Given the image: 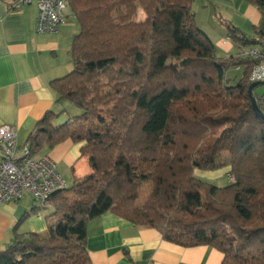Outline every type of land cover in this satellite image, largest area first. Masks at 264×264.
<instances>
[{
  "label": "trees",
  "instance_id": "obj_1",
  "mask_svg": "<svg viewBox=\"0 0 264 264\" xmlns=\"http://www.w3.org/2000/svg\"><path fill=\"white\" fill-rule=\"evenodd\" d=\"M244 1L261 14L256 37L215 15L241 52L264 47V0ZM67 2L79 24L75 66L51 87L80 112L61 124L47 112L21 147L38 156L82 143L91 171L23 215L0 264H92L88 225L106 212L183 247L213 246L222 264H264V117L248 94L257 61L219 56L197 24L195 0ZM234 66L245 71L230 84ZM224 169L226 186L196 174ZM38 208L49 210L46 232L20 233Z\"/></svg>",
  "mask_w": 264,
  "mask_h": 264
},
{
  "label": "crops",
  "instance_id": "obj_2",
  "mask_svg": "<svg viewBox=\"0 0 264 264\" xmlns=\"http://www.w3.org/2000/svg\"><path fill=\"white\" fill-rule=\"evenodd\" d=\"M200 5L215 20L218 14L247 36H257L254 27L260 23L261 14L254 5L244 0H202ZM37 17L36 4L11 9L9 0H0V126L17 127L20 147L47 112L59 114L55 124L64 123L80 112L70 102L58 101L51 87L52 80L68 74L75 66L71 45L79 24L69 15L58 33H39ZM214 41L221 57L241 52L228 34ZM82 145L66 140L44 147L38 156H49L68 185H72L76 176L91 171L88 158L81 156ZM226 171H196V174L217 176ZM34 206L26 198L0 204V250L11 243L15 225ZM46 230L47 220L39 208L18 228L20 233ZM88 250L92 264H222L224 258L213 246L183 247L165 240L155 228L134 225L112 212L89 222Z\"/></svg>",
  "mask_w": 264,
  "mask_h": 264
},
{
  "label": "built area",
  "instance_id": "obj_3",
  "mask_svg": "<svg viewBox=\"0 0 264 264\" xmlns=\"http://www.w3.org/2000/svg\"><path fill=\"white\" fill-rule=\"evenodd\" d=\"M11 9L36 4L38 17L36 30L39 33H58L69 17L67 0H9ZM243 57L256 62L250 82H264V47L253 46L241 52ZM257 104L264 112V93L255 95ZM18 129L14 125L0 126V204L18 201L27 195L39 205L68 183L57 169L56 163L47 155L35 156L27 146L20 147Z\"/></svg>",
  "mask_w": 264,
  "mask_h": 264
},
{
  "label": "rangeland",
  "instance_id": "obj_4",
  "mask_svg": "<svg viewBox=\"0 0 264 264\" xmlns=\"http://www.w3.org/2000/svg\"><path fill=\"white\" fill-rule=\"evenodd\" d=\"M200 1L202 0H195L193 4V9L196 12V20L198 26L206 31L209 36L215 40V38H220V37H226L227 33H225L226 27L221 24L218 20H215L214 17L212 16L213 14L210 15V11L205 10L201 7ZM70 16H73L72 13L69 14ZM140 18H142V13L139 15ZM217 40V39H216ZM215 42V41H214ZM217 54L220 56V52L217 51ZM245 67L244 66H234L230 68L227 71V81L230 82V84H235L237 83L244 75ZM253 93L256 95H261L264 93V84H259L256 86L253 90ZM72 105V104H71ZM72 116V115H71ZM201 179L211 182L217 186H226L230 183V178L226 172H221L217 176H200ZM153 184L151 182L145 183L139 191V200H138V205H142L148 198L151 190H152ZM28 200L31 201L33 205L39 206L38 202L34 200L30 195H27L24 197ZM49 214V210H44V216L46 219V215Z\"/></svg>",
  "mask_w": 264,
  "mask_h": 264
},
{
  "label": "water",
  "instance_id": "obj_5",
  "mask_svg": "<svg viewBox=\"0 0 264 264\" xmlns=\"http://www.w3.org/2000/svg\"><path fill=\"white\" fill-rule=\"evenodd\" d=\"M259 84H264L263 83H260V82H254L252 83L250 86H249V89H248V94L251 98V101H252V105H253V108L254 110L259 114L261 115L262 117H264V112L261 110V108L259 107V105L257 104V101L255 99V96L253 94V90L256 86H258Z\"/></svg>",
  "mask_w": 264,
  "mask_h": 264
}]
</instances>
